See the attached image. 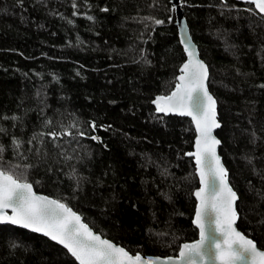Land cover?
<instances>
[{
    "label": "trees",
    "instance_id": "1",
    "mask_svg": "<svg viewBox=\"0 0 264 264\" xmlns=\"http://www.w3.org/2000/svg\"><path fill=\"white\" fill-rule=\"evenodd\" d=\"M75 3L74 9L73 0H0V126L7 129L0 166L33 165L27 178L35 192L67 203L129 253L176 256L179 245L197 238L198 180L185 155L195 131L188 118L157 114L152 105L173 89L185 59L174 6ZM181 5L217 101L219 154L239 195L236 227L264 249V200L257 195L264 194V15L234 0ZM76 121L85 137L28 143L34 133L62 132ZM13 137L23 142L22 155ZM0 264L77 263L40 235L0 225Z\"/></svg>",
    "mask_w": 264,
    "mask_h": 264
},
{
    "label": "snow or ice",
    "instance_id": "2",
    "mask_svg": "<svg viewBox=\"0 0 264 264\" xmlns=\"http://www.w3.org/2000/svg\"><path fill=\"white\" fill-rule=\"evenodd\" d=\"M245 2L254 4L255 9L264 15V0ZM77 7L73 0V8ZM175 10L173 7L172 11ZM73 15H77V12L74 11ZM87 19L93 20V17L88 16ZM154 23L161 24L163 21L155 20ZM181 27V44L188 59L179 69L180 75L176 77L178 82L175 89L169 95L157 96L153 104L158 113L191 117L195 124L198 133L196 151L185 155L195 157L196 171L200 179L201 186L193 193L197 204L192 220L199 230V239L179 245L175 258L160 260L145 258L139 253L131 255L124 247L95 234L67 203L37 195L33 191V183L27 178L29 169L33 167L31 164H16L9 169L0 166V224L17 225L32 232L42 233L66 249L77 264H264V250H260L253 239L248 238L236 227L240 218L237 203L239 195L231 187L228 171L216 153L221 141L213 136L212 132L221 125L216 119L217 101L210 94L206 83L209 80L208 68L197 58L187 25L181 23ZM10 119L17 121L20 118L13 115ZM49 124L51 121H45V126ZM89 126L93 131L96 130L94 122H90ZM73 128L75 133L69 130ZM6 133L7 129L0 126V134ZM45 136L55 141L61 137H85L86 132L80 130L79 122L76 121L62 132L34 133L28 143L36 141L43 145ZM90 138L99 139L95 136ZM22 143L13 137L12 146L19 155H22ZM5 151V146L0 144V161L3 160ZM40 152L41 149L37 148V155H40ZM22 158L26 159L23 156ZM248 163H252L251 158ZM15 169L21 171L17 173ZM253 171L259 175V170L255 167ZM260 178L264 180V176ZM257 195L264 200V194L258 192ZM9 209L11 215L7 213Z\"/></svg>",
    "mask_w": 264,
    "mask_h": 264
},
{
    "label": "water",
    "instance_id": "3",
    "mask_svg": "<svg viewBox=\"0 0 264 264\" xmlns=\"http://www.w3.org/2000/svg\"><path fill=\"white\" fill-rule=\"evenodd\" d=\"M234 1H238V2H242V3H247V2H245V0H234ZM181 2H182V0H171V3H172V5L175 7V11H174V17H175V21H174V23H175V26H176V28H177V35H178V39H179V42H180V45H181V47H182V49H183V52H184V47H183V45L181 44V40H182V38H183V29H182V27H181V23H184V24H186L187 25V23H186V20H185V17H184V15H183V9H182V5H181ZM251 4V3H250ZM253 5V7H254V9H255V5L254 4H252ZM258 13H259V11L257 10V9H255ZM260 14V13H259ZM260 15H262V14H260ZM188 27V26H187ZM189 30V29H188ZM189 35H190V33H189ZM192 39V38H191ZM192 42H193V40H192ZM193 44H194V46H195V49H196V54H197V58L200 60V61H202L204 64H205V62L200 58V56H199V51H198V48H197V46H196V44L193 42ZM184 55H185V59H184V61H183V63H185L186 61H187V59H188V57H187V55H186V53L184 52ZM182 63V64H183ZM182 64L180 65V67L182 66ZM206 65V64H205ZM180 67H179V69H180ZM206 67H207V65H206ZM178 75H180V72H179V70H178ZM177 75V76H178ZM178 81L176 80V83H177ZM207 83V82H206ZM176 85V84H175ZM175 85H174V87H173V89L167 94V95H169L174 89H175ZM208 87V86H207ZM211 94V93H210ZM212 95V94H211ZM157 96H164V95H157ZM157 96H155L154 97V99L152 100V105H153V107L155 108V112L157 113V114H160V115H164V116H168V115H172V116H178V115H174V114H168V115H165V114H163V113H158L157 111H156V107H155V105L153 104V101L156 99V97ZM213 96V95H212ZM214 98V97H213ZM215 99V98H214ZM179 117H181V116H179ZM186 118H188L191 122H192V125H193V127H194V131H195V136H194V139H193V146H192V151L191 152H195L196 151V147H195V143H196V139H197V136H198V133H197V131H196V127H195V124L193 123V121H192V119H191V117H187V116H185ZM216 119H217V121H218V114H217V110H216ZM219 122V121H218ZM219 124H220V122H219ZM220 128V127H219ZM219 128H214L213 129V132H212V134H213V136H215L217 139H218V137L216 136V131L219 129ZM219 140V139H218ZM190 153V152H189ZM216 153H217V155L220 157V160H221V163L223 164V161H222V157H221V155L219 154V145L217 146V148H216ZM186 156H188V155H186ZM188 157H191L192 159H193V163H194V167H195V174H196V176H197V180H198V187L194 190V192L197 190V189H199L200 188V179H199V176L197 175V171H196V163H195V157H193V156H188ZM224 165V164H223ZM225 167V166H224ZM226 168V167H225ZM33 191H34V189H33ZM35 192V191H34ZM193 192V193H194ZM37 195H43V196H47V195H44V194H42V193H37V192H35ZM47 197H49V196H47ZM193 197H194V200H195V207H194V213H193V217H194V214H195V208H196V204H197V200H196V197L193 195ZM50 198H52V197H50ZM72 209V208H71ZM73 210V209H72ZM74 211V210H73ZM75 212V211H74ZM7 213L9 214V215H11V210L9 209V210H7ZM77 213V212H76ZM78 214V213H77ZM79 215V214H78ZM81 217V216H80ZM81 220H82V217H81ZM192 220H193V218H192ZM82 222L83 223H85L83 220H82ZM86 224V223H85ZM193 224V223H192ZM0 225H11V226H14V227H18V228H22V227H20V226H17V225H12V224H7V223H5V224H0ZM89 228H90V226L88 225V224H86ZM194 226V225H193ZM195 227V226H194ZM196 228V227H195ZM22 229H25V228H22ZM95 234H97V235H100L99 233H96L92 228H90ZM197 229V228H196ZM238 229V228H237ZM25 230H27V231H30V232H32L30 229H25ZM239 230V229H238ZM240 231V230H239ZM241 232V231H240ZM32 233H35V234H37V235H40V236H42V237H44V238H46V239H48L49 241H51L52 243H54V244H56V245H58V246H60L61 248H63L61 245H59V244H57L55 241H53V240H51L49 237H46V236H44L42 233H38V232H32ZM242 233V232H241ZM101 236V235H100ZM102 237V236H101ZM103 239H107V238H104V237H102ZM249 238V237H248ZM199 239V230L197 229V238L195 239V240H193V241H191V242H194V241H196V240H198ZM107 240H109V239H107ZM110 241V240H109ZM112 242V241H111ZM191 242H185V243H191ZM114 243V242H113ZM115 244V243H114ZM116 245H118V244H116ZM118 246H120V245H118ZM259 248V247H258ZM64 249V248H63ZM260 250H264V249H261V248H259ZM66 252H67V250L66 249H64ZM178 252H179V249H178ZM178 252H177V255H178ZM129 254H131V253H129ZM137 254V253H136ZM136 254H131V255H136ZM141 255V254H140ZM176 255V256H177ZM142 256V255H141ZM176 256H171V257H173V258H175ZM142 257H145V258H147V257H151V258H159L160 260H165V259H167L168 257H158V256H142ZM73 258V257H72ZM74 259V258H73ZM77 263V262H76Z\"/></svg>",
    "mask_w": 264,
    "mask_h": 264
}]
</instances>
